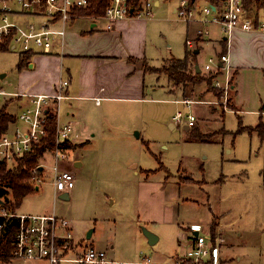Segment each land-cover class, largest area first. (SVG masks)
I'll return each mask as SVG.
<instances>
[{
  "label": "rangeland",
  "instance_id": "374dc122",
  "mask_svg": "<svg viewBox=\"0 0 264 264\" xmlns=\"http://www.w3.org/2000/svg\"><path fill=\"white\" fill-rule=\"evenodd\" d=\"M211 29L220 33L218 25H213ZM170 40L174 43L172 50L176 54L184 52L182 39L177 33H172ZM162 45L165 51L168 50L166 42ZM213 48L210 43L204 47L199 56L201 65L207 64L211 57L218 56ZM18 58L19 54L15 52L0 54V79L2 74H9V77H5V81L1 82L7 92H11L9 90H13L15 84L19 83L16 74L18 70L14 67ZM148 81L156 82L159 87L167 85L165 76L158 79L154 74H148ZM218 90L216 93L220 92L222 96L216 97L217 105L214 106L221 111L216 115L206 111L209 109L207 105L201 106V109L194 105L188 107L185 104L158 101L160 103L151 105L153 114L159 115H151L141 131H130L132 126L136 125L133 115L127 122L119 124V129L100 138L95 148L81 151L87 162L83 171L86 170L92 176L75 177V188L72 189L74 192L71 191L72 197L69 200L55 197L52 183L54 152L46 151L43 156L46 172L42 175L44 182L40 189L25 197L20 206H16L12 194L6 195L12 202L10 211L31 215L55 213L58 217L66 218L74 228L76 241L85 238V246L93 244L95 248L107 251L110 260L118 262L117 264H139L146 259H150L151 264L163 263L166 260L173 263L174 259L168 258L180 248L171 231L161 230L162 240L151 245L144 234V228L148 230V226L136 224L140 208L138 196L144 188L142 180L145 177L143 174H135L131 166L138 164L140 169H162L165 165L173 171L182 168L183 174L179 175L183 183L180 224L191 226L190 228L197 227L202 234L208 235L205 230L216 221L219 231L223 234L224 254L232 264H264V255L262 256L259 250L260 244L264 243V135L262 134L261 139L260 131L252 133V136L248 132L240 133V125L255 127L257 117L241 118L239 114L228 113L227 111L236 109L231 100L232 91L225 97L223 92ZM160 95L161 91L155 96ZM8 98L11 97L1 96V109L5 105L8 108ZM191 99L199 101L196 98ZM9 111L17 114L18 104H11ZM178 111L198 117L199 129L187 131L184 123L175 124L172 128L170 118ZM198 113L203 116L200 117ZM262 119L264 121V117ZM106 128L110 129L109 125H106ZM201 133L205 135H200ZM97 151L101 157L98 166L94 156ZM78 153L74 149L69 152L73 158H76ZM16 165L14 163L10 167L13 169ZM59 169L75 173L73 159L70 157L60 160ZM150 180L161 182L163 177L159 172L151 176ZM175 203L179 205L178 202ZM93 229L95 234L92 239H88L87 235ZM149 231L155 233L152 229ZM184 231L188 235L189 230ZM112 244L115 249H111ZM0 264L47 262L13 258L10 263Z\"/></svg>",
  "mask_w": 264,
  "mask_h": 264
},
{
  "label": "crops",
  "instance_id": "0c3cea01",
  "mask_svg": "<svg viewBox=\"0 0 264 264\" xmlns=\"http://www.w3.org/2000/svg\"><path fill=\"white\" fill-rule=\"evenodd\" d=\"M148 1L152 5V17L148 15L138 17L135 14L111 23L105 17L75 16L67 25L65 37L58 38L55 41L52 53L33 55L28 66L22 70L17 68L21 54L9 48L8 51L0 52L2 55L9 52L19 54L16 65H14L18 70V72L16 70V74L19 83L15 84L13 90H9L11 92H7L2 84L6 79L5 77H9V74L1 75L0 89L7 93L52 94L56 92L60 80L66 79L69 81L66 94L72 99H68L62 104L61 122L73 126V133L69 142L77 146L73 149L76 150V153H79L76 154V158H73L69 154L73 149L68 150V159L70 157L73 159L75 173L69 170L65 171L71 172L74 177L92 176L86 170L83 171L87 167V162L84 160V154L81 151L95 148L100 138L113 130L119 129L118 125L127 122L133 115L136 125L132 126L131 129L126 127L130 131L136 129L141 131L151 115H159L153 114L151 104L160 103L158 101L183 104L177 101L196 98L200 101L193 104L196 108L199 106L202 109L201 106L207 105L209 109H206V111L214 115L221 111L217 106H214L217 105L216 92L208 90L209 85L206 82L176 87L167 74H158L144 68V64L157 69L163 68L167 67L173 59H184L187 51H189L186 44L187 39H195L198 30L203 28V25L199 22L187 23L177 17L181 0ZM196 1L199 6L205 5L207 2L205 0ZM13 6L16 13L12 16L13 20L24 23H40L43 20L39 17L23 15L20 13L19 6L15 4ZM250 11L257 14L259 22L264 23V8L260 10L251 9ZM146 12L147 9H145ZM213 25L217 26V24L207 26L210 31L209 37L202 42H198L197 47L192 51L196 57L189 63V72L199 74L205 78L213 76L214 80V73L205 70L206 64L201 65L199 63V56L209 43L213 44V49L217 55L228 53L230 75L236 73L233 98L236 109L227 112L239 114L241 118L242 116L244 118L246 116L257 117L258 122L254 124V126H257L261 117H264V29L256 28L252 32L237 29L228 38L223 34L220 25H218L220 33H215V30L212 31L211 27ZM58 26L56 25V27ZM172 33H177L178 37H181L184 46L183 53L176 54L172 50L174 45L170 40ZM163 42H166L168 46L166 51L162 45ZM148 74H154L158 79L165 76L167 85L159 87L156 82H149ZM159 91H161V95L159 97L155 96ZM5 96L11 97L6 99V104L9 102L7 112L15 116L17 121L19 114L29 100L25 97ZM97 98L101 99L99 103H97ZM13 103L18 104L19 112L17 114L9 111V106ZM197 112H199L198 109ZM227 112H224V114ZM198 115L203 116L200 113ZM162 117L165 118L166 115H162ZM174 117L172 115L170 118L172 128L175 126ZM14 123L10 125L9 130L13 128ZM198 123L199 121L192 127L193 129L187 125L185 129L187 131H192L195 128L199 129L197 127ZM106 125H109L110 129L106 128ZM138 135L140 137L139 132ZM195 135L199 134L196 133ZM200 135L205 134L201 133ZM147 142L149 141L147 140ZM96 153L94 156L96 166H98L101 157L98 151ZM140 167L138 164L131 166L135 174L139 176L143 174V177H145L142 180L144 188L138 196L140 208L137 212L136 224L142 223L148 226V230L152 229L157 233V242L163 238L161 230L166 231V229H169L180 248L176 254L168 258L174 259L175 262L168 263L166 260L163 263L152 262V264L192 263V241L196 236V232L212 242L214 255L211 261L219 264H232L224 254L225 249L222 248L224 246L223 234L219 231L216 221L212 222L207 229L205 228L208 235L202 234L197 227L190 228L191 226L187 227L180 224L183 183H181L182 180H180L179 175L183 174V169L173 171L165 165L162 169H145L143 167L140 169ZM159 172L163 177V181H151L150 177ZM125 175L131 176L128 173H125ZM37 187L35 191L40 189V186ZM53 191L55 197L58 196L62 199H65V197L70 199L72 192H74V190H71L72 192L69 193H57L55 187ZM175 202H178L179 205ZM42 211L47 212L46 210ZM20 214L31 215L25 212ZM213 227H215L214 231ZM185 229L191 233L188 232L187 235ZM94 232V229L91 230L89 232L91 236L87 238L92 239ZM185 241L186 244L184 245ZM78 243L84 245L85 238H81ZM110 247L115 249L114 244ZM217 250L218 253H216ZM259 250L263 256L264 243L260 244ZM238 260H241L240 256Z\"/></svg>",
  "mask_w": 264,
  "mask_h": 264
},
{
  "label": "built area",
  "instance_id": "2783aa9c",
  "mask_svg": "<svg viewBox=\"0 0 264 264\" xmlns=\"http://www.w3.org/2000/svg\"><path fill=\"white\" fill-rule=\"evenodd\" d=\"M216 3L206 2L199 6L197 1L181 0L178 8V17L187 22H199L203 28L199 29L195 39L186 41L189 50L193 51L198 42L206 40L210 31L209 24L220 25L225 36L230 38L240 29L245 32L264 29V23L259 22L257 14L245 10L244 0H216ZM13 4L20 7V13L39 17L40 23H24L13 20L15 13ZM88 0H0V44L8 43V48L19 54L32 53L33 55L50 54L58 38H64L67 25L76 16L74 10L88 6ZM152 5L147 1L143 9L139 10L138 17L153 16ZM145 9L147 12L145 13ZM129 7L126 0H111L106 10L105 18L111 23L129 17ZM56 25H59L56 27ZM205 70L214 73L213 85L220 89L225 97L231 91V75L229 54L213 56L205 65ZM68 80H60L56 92L52 94H21L7 93L0 89L1 96L25 97L28 104L19 114L16 123L0 137V165L6 163L9 167L17 159L30 153L34 147L42 142L47 135V123L50 115L57 119V137L54 150L55 165L53 185L57 193H69L75 186V177L69 171L59 169L60 160L69 158L68 149L63 148L65 141H70L73 126L61 122V108L64 101L72 99L66 94ZM97 98V103L100 102ZM190 107L194 103L191 99L177 101ZM175 124H186L192 128L197 123L194 114L187 115L181 111L174 117ZM13 163V164H11ZM11 164V165H10ZM41 166L44 169L41 170ZM45 163L43 161L33 169L34 181L39 187L44 179ZM0 233L7 222L13 218L19 220V227L13 242V257L26 261L44 260L47 264H117L110 260L107 251L95 248L93 245H81L75 240L71 222L54 214L47 215H20L10 211L8 206L0 204ZM192 263L190 264H219L211 261L214 255V246L205 236L198 234L192 241ZM139 264H151L150 259ZM188 264V263H175Z\"/></svg>",
  "mask_w": 264,
  "mask_h": 264
},
{
  "label": "trees",
  "instance_id": "16d2710c",
  "mask_svg": "<svg viewBox=\"0 0 264 264\" xmlns=\"http://www.w3.org/2000/svg\"><path fill=\"white\" fill-rule=\"evenodd\" d=\"M89 4L86 7H78L74 10L76 16H85L92 18H102L106 14L107 8L110 6L111 0H88ZM148 0H126V4L129 7V14L135 15L139 10L143 9L145 3ZM196 0H190V3H194ZM208 2L216 3V0H205ZM245 10L250 11L255 8L257 10L264 8V0H244ZM8 51V43L0 44V52ZM32 53H25L20 56L17 68L22 70L27 67L32 58ZM196 57L194 52L187 51L184 59H173L167 67L154 68L144 64V68L147 71L156 72L159 74H167L169 79L174 82V86L180 85H197L202 82H206L211 90L218 92V89L213 86V76L210 78L201 77L199 74H191L189 72V63ZM236 73H232L231 76V91L232 98H234ZM217 94V93H216ZM217 96H222L219 92ZM261 117L260 122L255 127H247L240 125L239 132H248L250 134L260 131V138L264 135V121ZM16 121L15 116L7 112V105L3 106L0 110V137L5 134L12 123ZM57 137V119L56 116L50 115L47 123V135L42 142L34 147V149L24 156L17 159V165L15 168L9 167L6 163L0 165V198L4 200L8 208L12 206L11 199L6 197L12 194L16 206H20L25 197L32 194L36 190V183L34 181V175L32 173L40 163L46 151L54 150L56 147ZM65 149L77 148V146L71 144L69 141H65L63 144ZM5 196V198H4ZM9 208V209H10ZM4 219L0 218V223ZM19 220L13 218L10 222H7L3 232L0 233V262L10 263L13 260V242L15 239L16 231L19 227ZM215 227H213L214 231Z\"/></svg>",
  "mask_w": 264,
  "mask_h": 264
},
{
  "label": "water",
  "instance_id": "95a60500",
  "mask_svg": "<svg viewBox=\"0 0 264 264\" xmlns=\"http://www.w3.org/2000/svg\"><path fill=\"white\" fill-rule=\"evenodd\" d=\"M40 168H41V170L44 169L43 166H41ZM37 188H38V187H37ZM65 199H66V200H69V197H65ZM4 203H5L4 200L0 198V204H4ZM144 234H145L146 237L148 238V241H149V243H150L151 245L155 244V243L158 241V236H157L155 233H153V232L147 230V228H144ZM196 235H198L197 232H196ZM87 236L90 237L91 235L88 233Z\"/></svg>",
  "mask_w": 264,
  "mask_h": 264
}]
</instances>
